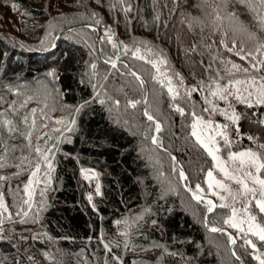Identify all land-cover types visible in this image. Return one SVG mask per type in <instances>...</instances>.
<instances>
[{
  "label": "trees",
  "instance_id": "obj_1",
  "mask_svg": "<svg viewBox=\"0 0 264 264\" xmlns=\"http://www.w3.org/2000/svg\"><path fill=\"white\" fill-rule=\"evenodd\" d=\"M127 6L130 12L123 11ZM215 7V0H127V4L117 0H0V17L5 22L20 17L17 24L0 31V122L11 120L18 129L10 133L0 124V163L5 165L0 167V176L7 178L0 180V192L5 193V203L13 213V219L3 225L0 264H259L254 256L264 253V243L256 237H251L255 250L245 244L243 233L235 244L229 242L224 228L231 227L223 221L230 216V208L218 206L207 213L206 206L192 200L184 187L187 183L195 188L199 183L204 188L212 166L211 158L189 135L191 113L229 123L219 113L202 111L210 107L205 97L215 98L199 90L200 82L208 83L209 76L223 67L221 60L249 65L220 44L223 39L230 47L232 39L246 40V36L233 35L227 21L215 30L210 15ZM229 11L253 25L254 14L238 0ZM106 27L114 34L117 48L101 39ZM253 30L264 36L259 27ZM121 41L130 46L127 52ZM136 41L163 50L169 61L167 70L180 73L183 85L173 80L179 90L175 99L166 86L152 79L157 74L152 65L132 56L131 45ZM109 58L116 61L115 68L105 62ZM209 65L212 68L206 71ZM53 69L55 77L48 75ZM129 71L145 81L143 89L127 75ZM191 88L198 90L189 96ZM145 94L147 105L127 107L129 99L143 100ZM113 100L120 101L119 107ZM85 101L90 103L76 112ZM231 102L249 118L241 121L240 135L230 127L231 146L225 149L221 141V151H261L257 144H264V126L254 121L264 120V106L248 109ZM215 103L219 108L226 104ZM177 106L184 109V115L175 110ZM145 107L162 125L159 133L143 116ZM26 115L27 124L21 122ZM62 118L66 122L74 118L76 123L71 132L59 136L51 129H63L64 124L55 123ZM33 119L37 127L29 143L24 137ZM45 132L53 138L47 145L36 138ZM153 136L159 144H153ZM37 144L52 147V182L34 185L37 205L39 192L45 189L46 208L38 217L30 212L26 222L20 223L15 213L21 211L22 186L33 170ZM23 157L32 164H21ZM81 167L97 171L102 194L92 196L96 210L80 181ZM181 167L188 176L186 182L179 179ZM251 214L264 224V214L258 209ZM211 227L224 231L211 232Z\"/></svg>",
  "mask_w": 264,
  "mask_h": 264
},
{
  "label": "snow or ice",
  "instance_id": "obj_2",
  "mask_svg": "<svg viewBox=\"0 0 264 264\" xmlns=\"http://www.w3.org/2000/svg\"><path fill=\"white\" fill-rule=\"evenodd\" d=\"M99 2V0H98ZM120 4H127V0H117ZM237 0H215L216 7L211 10L210 15L213 17V24L215 25V30H219L223 27V22L227 21L230 31L233 35L237 33H242L246 36V40L237 41L232 39L231 46L225 40H221L220 44L226 49L227 52L233 53L238 56L242 61H249L248 66H243L241 64L235 63L229 60H221L220 63L223 65L222 68H218L215 75L209 76V81L205 85L204 81H201L200 91L207 90L208 96L215 98V100L225 101L227 107L221 109L215 103V100L208 99L205 97V102L210 105L202 109L203 112H211L212 114L219 113L224 116L229 123L219 124L215 123L212 119H205L202 115H198L196 112H192V122L189 125L191 131L189 133L190 137L194 140L195 144L203 149V151L211 158L212 166L206 172V180L208 191L212 195L217 196L220 201H224L227 197L230 198L233 203L226 204L220 203L217 205L211 199H205L204 189L198 183L195 188L190 187L187 183L184 184L185 190L191 193L192 200L196 201L197 204H204L206 206L207 213H212L218 206L221 208H230L231 215L224 219L223 223L227 224L233 229H237L238 233H243L245 237V244L250 246L253 250L257 248L256 243L252 239L247 238L250 234L252 237H256L260 242L264 243V224L257 221V216L251 214L253 209H258L260 214H264V144H257L258 150H253L251 148L243 151H229L228 155L223 158L219 153L221 152L220 142H223L225 149L231 146L232 141L229 138V129L234 126V131L237 135H240V123L242 120L247 119L245 113L237 112L236 107L231 101H235L238 104L245 105L248 109H252L255 106H264V36H258L253 27H259L260 32L264 33V0H238V3L244 5L245 8L250 10L254 15L252 17L253 25H247L239 18V13L234 11H229V8ZM15 7V5H13ZM125 12H130L131 7L127 6L123 9ZM93 16L97 14L92 13ZM159 20V16L155 17ZM195 19V18H193ZM99 24L100 20H96ZM166 27V25H165ZM114 34L111 29L105 28V36L101 39H106L113 48H117V43H113ZM119 44L127 52L130 49L128 44H124L122 41ZM251 45V47L249 46ZM55 47V45H53ZM196 45L192 46V51L196 50ZM210 47V46H209ZM131 54L133 57L139 60H144L146 63L152 65L156 70V75L152 77L161 85L167 87L169 95L175 99L179 95V90L176 85H174L173 80H177L180 85H183V78L180 73L172 72L170 73L167 68L169 61L164 54L163 50L153 48L148 42L136 41L131 45ZM256 53L260 55L257 56ZM215 59V58H214ZM110 63L113 68L116 67V61L109 58L105 61ZM162 66L164 70H162ZM127 67V65H125ZM92 69L96 68L95 64L91 65ZM212 66L209 65L206 71L211 70ZM242 74L243 78H238ZM49 76H56V70L53 69L48 73ZM127 75L133 77L135 81L138 82V86L143 89L145 86V81L138 75L135 71H129ZM96 73L93 71L92 77H95ZM58 78V77H57ZM107 79V77H105ZM93 89L97 88L96 84L92 85ZM102 87V86H101ZM197 88H191L186 93L191 95L192 92L197 91ZM99 95V93H97ZM32 99V97H29ZM111 100L112 97L109 96ZM105 101L100 100L103 104ZM27 101H25V104ZM90 101H85L83 105L75 109L79 112L83 107L87 106ZM144 103L147 105V95L145 94L143 100H132L127 101V107L136 108L138 104ZM113 104L119 107L120 101L113 100ZM25 105H21L24 107ZM175 110L181 115H184V109L181 107H176ZM35 109L31 110V113L35 114ZM2 115V114H0ZM252 115H255L253 113ZM143 116L150 122V127L154 125L155 132L159 133L161 131V124L156 120L155 116L150 112L148 107H145L143 111ZM29 117L26 115L22 118V123L27 124ZM261 126H264V120L254 121ZM57 124H64L63 129L53 128L52 132L59 133V136H63L64 132H71L73 130V125H75V119L70 121H65L63 118L56 120ZM7 130L11 132L18 131L17 127L13 124L11 120H4L0 122ZM37 122L35 119L31 121V127L24 137L29 140L33 135V130L36 129ZM47 127V125H44ZM21 135H24L23 133ZM37 140L43 139L45 145L52 140V136L48 132L43 133V136H37ZM59 139V137L57 138ZM247 139L250 141H255L256 137L248 136ZM153 144H159L157 136L152 137ZM55 147V145H53ZM33 151L36 154V161L33 170L30 172L29 179L23 184L24 195L20 198V209L15 213L16 216L20 217L19 222L24 223L26 220L24 218L29 217L30 212H34L38 217L39 213L46 208V203L43 200L45 189H41L39 195L41 200L37 205L34 202V196L36 194V188L34 185H40L43 183L48 186L52 182L51 173L54 171L53 158L54 153L52 147H42L37 144ZM3 159V157H0ZM174 162V171H177V166L175 165L176 158L172 157ZM24 161H28L31 165L32 161L28 157H23L21 164ZM42 165L44 167V174L41 178L39 176L42 171ZM5 165L0 163V167ZM21 165H17L20 167ZM27 170V169H24ZM86 169L81 168V175L85 180H91L96 174L93 172L92 175H88ZM214 172L222 174V179H218ZM19 175V173H16ZM162 175V174H161ZM178 176L181 181H187L188 176H186L183 168H178ZM6 177L0 176V180H5ZM234 182L238 188L233 190L228 182ZM101 188L100 185L96 184V195L100 196ZM241 198L242 209L238 210L235 207L237 198ZM251 198V199H249ZM88 202L94 210H96V205L92 202L93 198L91 195L88 196ZM254 202V203H253ZM250 205H252L250 207ZM27 209V210H25ZM242 211L243 216H238V212ZM13 213L9 211V206L5 203V193L0 192V240L4 239L2 233L5 231L3 224L6 220H12ZM205 222H207V216L204 217ZM33 222H38L34 220ZM119 223V222H118ZM155 223V221H153ZM247 225L245 228L244 225ZM211 232H223L222 228L211 227L209 228ZM228 240L230 243L235 244L236 240L232 235H228ZM107 248L108 245H105ZM174 255V253H173ZM233 256H236L237 260L240 259L233 251ZM114 259H118L114 257ZM259 264H264V253H259L254 256Z\"/></svg>",
  "mask_w": 264,
  "mask_h": 264
},
{
  "label": "rangeland",
  "instance_id": "obj_3",
  "mask_svg": "<svg viewBox=\"0 0 264 264\" xmlns=\"http://www.w3.org/2000/svg\"><path fill=\"white\" fill-rule=\"evenodd\" d=\"M19 19H20V17L18 15H16V16L10 17L9 18V21H6L5 22L0 17V31H4V30L10 28L15 23L17 24L19 22ZM162 70H164V69L162 68ZM226 107H227V104H225V106H223L221 109H224ZM217 123L224 124L222 122H217ZM221 144H222V142H220V147H221ZM246 149H249V148H244V149H240V150H237V151H243V150H246ZM251 149L255 150L254 148H251ZM229 151H232V150H226L225 152H222L221 151L219 154L223 158L226 159ZM81 168L86 169V170H89L88 171V175H90V176L92 175L93 172L95 174H97V171H96L95 168H92V167H81ZM81 168H80V170H81ZM80 170H79V172H80ZM214 175H216L218 179H222L223 178L222 177V174H219L218 172H214ZM80 181H81V183H82V185L84 187V190H85V193H86L87 196H89V195H91V196L96 195V184H97L96 175L91 180H85L83 178V176L81 175V172H80ZM228 183L233 188V190H236L238 188V186L234 182H230L229 181ZM204 186H205L203 188L204 189V192L202 194L204 195L205 199H211L214 203H226V204H232L233 203V201L230 198L227 197V194L226 193H224V195L226 196V199L224 201H220L217 196L212 195L211 192L208 191V188H207V184L206 183H205ZM249 199H251V198H249ZM242 203H243L242 199L238 197L237 198V201L235 203V207L238 210L242 209ZM230 215H231V209H230ZM238 216H241L242 217L243 216V212L242 211L238 212ZM244 227L246 228L247 225L245 224ZM224 230L227 231V233L229 235H232L235 238V240H237V237L240 235V233H238L237 229H233V228L227 229V228H224ZM251 237L252 236L250 235L249 239H252ZM231 245H233V244L231 243Z\"/></svg>",
  "mask_w": 264,
  "mask_h": 264
},
{
  "label": "water",
  "instance_id": "obj_4",
  "mask_svg": "<svg viewBox=\"0 0 264 264\" xmlns=\"http://www.w3.org/2000/svg\"><path fill=\"white\" fill-rule=\"evenodd\" d=\"M117 43V47H118V42H116ZM162 126V125H161ZM182 168V167H181ZM184 170V169H183ZM184 172H185V170H184Z\"/></svg>",
  "mask_w": 264,
  "mask_h": 264
}]
</instances>
